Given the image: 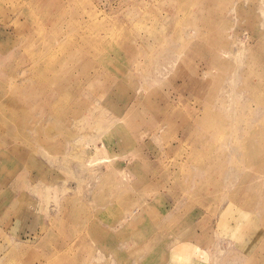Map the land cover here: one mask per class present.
<instances>
[{"label": "rangeland", "instance_id": "1", "mask_svg": "<svg viewBox=\"0 0 264 264\" xmlns=\"http://www.w3.org/2000/svg\"><path fill=\"white\" fill-rule=\"evenodd\" d=\"M0 264H264V0H0Z\"/></svg>", "mask_w": 264, "mask_h": 264}, {"label": "bare ground", "instance_id": "2", "mask_svg": "<svg viewBox=\"0 0 264 264\" xmlns=\"http://www.w3.org/2000/svg\"><path fill=\"white\" fill-rule=\"evenodd\" d=\"M158 115V114H157ZM157 115H156V117H157ZM160 117V115L157 117V118H159ZM255 144H256V142H255ZM5 194V193H4ZM76 223V222H75Z\"/></svg>", "mask_w": 264, "mask_h": 264}]
</instances>
